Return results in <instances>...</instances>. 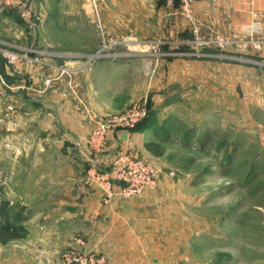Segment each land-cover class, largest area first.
<instances>
[{
	"label": "rangeland",
	"instance_id": "rangeland-1",
	"mask_svg": "<svg viewBox=\"0 0 264 264\" xmlns=\"http://www.w3.org/2000/svg\"><path fill=\"white\" fill-rule=\"evenodd\" d=\"M25 4L32 10L34 31L21 16V4L0 3L2 17H8L0 19V39L22 52L30 47L39 51L33 54L39 62L21 64L22 76L30 81L26 94L39 104L28 115L30 124L43 120L44 99L53 95L89 127L79 135L67 130L64 138L49 132L48 139L46 132L36 131L31 141L19 139V156L27 149L58 152L68 140L65 147L81 163L85 185L101 193V202L132 201L135 209L129 243L108 242L106 252L102 239L88 234L98 223L92 218L88 225L66 229L68 243L59 263L75 246L102 258L103 264H110L109 255L122 256L116 264H264V62L257 63L254 50L243 46L241 28L251 21L234 36L210 30L197 15L205 30L241 42L225 49L201 48L166 0ZM53 66L65 73L39 93L41 77L54 75ZM20 96L0 99L5 122L0 142L7 147L24 111ZM143 109L145 116L129 119ZM89 115L109 125L100 145L87 142L96 129ZM68 116L75 119L71 112ZM147 118L149 124L137 128ZM149 142L160 145L159 155L145 148ZM120 155L154 165L156 188L106 201L98 185L86 182L91 164L109 173ZM8 230L0 227V264H28L25 240L36 233Z\"/></svg>",
	"mask_w": 264,
	"mask_h": 264
},
{
	"label": "crops",
	"instance_id": "crops-1",
	"mask_svg": "<svg viewBox=\"0 0 264 264\" xmlns=\"http://www.w3.org/2000/svg\"><path fill=\"white\" fill-rule=\"evenodd\" d=\"M194 10L208 23L210 30H220L234 36L239 33L241 24L251 21L255 14L264 26V0H195ZM1 14L3 12L0 10L1 20L8 19ZM254 54L260 60L257 63L264 62V51ZM16 98L25 103L24 111L16 119L14 132L19 133L11 135L14 140L10 141L9 147L0 142V200L3 199L0 221L2 227L24 228L28 234L36 233L34 236L27 235L28 239L25 240L30 245L27 247V254L30 255L28 264H60V254L68 243L66 229L88 225L92 218L98 223L94 229L90 228L88 234L96 241L102 239L99 244L106 252L108 242L129 243L131 238L127 230L131 227L130 215L135 212L132 201L115 199L110 204L102 203L101 193L85 185L86 174L81 163L72 158L71 149L65 147L68 140H64L66 144L59 147L58 152H51L48 148L46 152L35 153L27 149L19 156L14 151L15 147H20V138L26 136L31 141L36 131L63 133V138L67 130L79 135L89 127L83 118L70 111L67 102L61 97L49 95L45 97L41 110L46 116L32 125L28 115L39 104L29 94ZM68 111L75 119L68 116ZM2 113L3 106L0 103V116H3ZM4 126L5 122L0 118V139L5 138ZM22 165L26 166L22 168ZM38 228L42 230V236L37 235L40 232ZM108 257L110 264H116L117 258L120 260L122 256Z\"/></svg>",
	"mask_w": 264,
	"mask_h": 264
},
{
	"label": "built area",
	"instance_id": "built-area-1",
	"mask_svg": "<svg viewBox=\"0 0 264 264\" xmlns=\"http://www.w3.org/2000/svg\"><path fill=\"white\" fill-rule=\"evenodd\" d=\"M195 0H166V5L169 8H175L181 18L185 20L193 36V43L198 47H217L225 49L228 46L235 45L238 42L229 37H225L217 32H209L204 29V23L197 16L194 10ZM25 0H0V3L18 7L20 4L23 7L21 16L25 19L29 27L34 31L35 24L33 23L32 10L29 6L24 5ZM241 36L245 39L243 46L254 50V52L264 51V26L262 20L257 14L253 16L251 22L241 28ZM18 45L0 39V56L5 63V69L10 77H17L19 81L16 83H8L4 80L0 73V99L13 97L18 94L28 93L30 90V81L27 77L22 76L21 64L39 62L34 55L39 53L32 47L22 52ZM35 53V54H34ZM34 54V55H33ZM54 75H43L40 79L41 91L45 93L49 90L53 82L65 73L64 68L55 67ZM142 112V113H141ZM141 112L133 113L129 119L133 122L138 120L147 113L145 109ZM94 126L96 127L92 137L87 139V142L100 145V138L107 132L109 126L106 122L98 121L93 116L89 115ZM127 122V121H126ZM11 126H14V121H11ZM94 137H97L95 139ZM17 154L21 153L20 148L15 147ZM158 170L151 163H147L141 159L132 157L131 155H120L114 160V168L109 172L97 171L94 164H91L87 174L86 182L90 185H98L103 191L104 197L110 200L114 196H119L122 199H127L130 196L142 193L145 190L155 189L158 184ZM0 227L2 223L0 222ZM64 264H103V259L98 258L95 254H84L75 246L71 247L63 255Z\"/></svg>",
	"mask_w": 264,
	"mask_h": 264
},
{
	"label": "trees",
	"instance_id": "trees-1",
	"mask_svg": "<svg viewBox=\"0 0 264 264\" xmlns=\"http://www.w3.org/2000/svg\"><path fill=\"white\" fill-rule=\"evenodd\" d=\"M257 57V56H256ZM149 119H145L142 123H140L137 128H140V127H146L148 124H149ZM145 148L150 151L152 154L154 155H159L161 153V148H160V145L158 143H155V142H149L145 145ZM9 227V226H8ZM6 227V228H8ZM14 229L12 227H9V230L8 232L11 233L13 232Z\"/></svg>",
	"mask_w": 264,
	"mask_h": 264
},
{
	"label": "water",
	"instance_id": "water-1",
	"mask_svg": "<svg viewBox=\"0 0 264 264\" xmlns=\"http://www.w3.org/2000/svg\"><path fill=\"white\" fill-rule=\"evenodd\" d=\"M0 73L2 75V77L4 78V80L8 83H16L19 81V78L17 77H10L5 69V63L3 58L0 56Z\"/></svg>",
	"mask_w": 264,
	"mask_h": 264
}]
</instances>
